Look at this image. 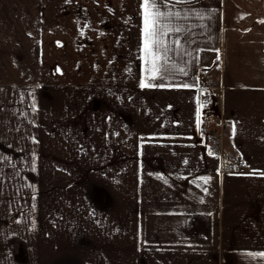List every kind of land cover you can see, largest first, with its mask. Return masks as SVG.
<instances>
[{"label": "crops", "instance_id": "crops-1", "mask_svg": "<svg viewBox=\"0 0 264 264\" xmlns=\"http://www.w3.org/2000/svg\"><path fill=\"white\" fill-rule=\"evenodd\" d=\"M143 5L0 0V264H264V0H162L154 78Z\"/></svg>", "mask_w": 264, "mask_h": 264}, {"label": "snow or ice", "instance_id": "snow-or-ice-1", "mask_svg": "<svg viewBox=\"0 0 264 264\" xmlns=\"http://www.w3.org/2000/svg\"><path fill=\"white\" fill-rule=\"evenodd\" d=\"M179 2V0H176ZM162 3V0H152L150 5L149 0H144V53L146 57V63L150 64L149 71L153 73V78L155 73L160 70L159 66L156 64V61L160 58V51L163 49L165 56L169 51V48L165 45L164 37L170 31L179 32L181 29L176 27L175 29L171 28L168 24L164 23L169 17L173 15H179V13L164 12L161 11L156 5ZM154 9V11L150 10ZM264 23V21H261ZM179 44V41H176ZM142 87H148L149 84L142 83ZM264 255V254H260Z\"/></svg>", "mask_w": 264, "mask_h": 264}, {"label": "built area", "instance_id": "built-area-1", "mask_svg": "<svg viewBox=\"0 0 264 264\" xmlns=\"http://www.w3.org/2000/svg\"><path fill=\"white\" fill-rule=\"evenodd\" d=\"M202 102L211 104V99L204 96ZM226 132V125L222 121L204 125L200 130V134L206 141L210 152L219 158L222 173L244 172L246 170L245 162L238 155L226 150Z\"/></svg>", "mask_w": 264, "mask_h": 264}, {"label": "rangeland", "instance_id": "rangeland-1", "mask_svg": "<svg viewBox=\"0 0 264 264\" xmlns=\"http://www.w3.org/2000/svg\"><path fill=\"white\" fill-rule=\"evenodd\" d=\"M16 5V9H15V18L14 19H10L11 21H7V25L4 24L3 22V28H16L19 31L22 30H26L27 28L32 29L35 28L36 31V37H38L39 42L42 38V8H41V4H34V5H26V4H13V6L15 7ZM6 6L11 7V4H7L4 6V9L6 8ZM32 6L35 9V14H34V18L32 21H28V23L26 22L27 20H22V16L26 17H32L30 12H33L31 10ZM8 9V8H6ZM4 11V10H3ZM9 11V9H8ZM11 11V10H10ZM37 17H39V20L37 19ZM33 26V27H32ZM5 31V30H4ZM8 31V29H7ZM38 34V35H37ZM8 37L6 36V32H4V34L1 36V39H3V43H7V39ZM11 37L9 36V39ZM19 42V41H18ZM34 69H35V75L36 76H41V72H42V62L41 59L38 57V55L36 54L35 56V60H34ZM9 70V69H8ZM11 70L14 71H19L21 69H17V68H12ZM26 70V69H24ZM30 70V69H29ZM15 74V73H14Z\"/></svg>", "mask_w": 264, "mask_h": 264}]
</instances>
